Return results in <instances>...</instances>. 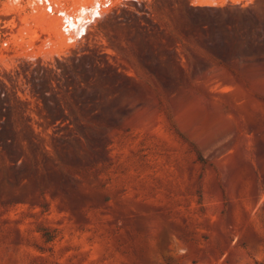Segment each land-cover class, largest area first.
Returning a JSON list of instances; mask_svg holds the SVG:
<instances>
[{"label":"rangeland","instance_id":"374dc122","mask_svg":"<svg viewBox=\"0 0 264 264\" xmlns=\"http://www.w3.org/2000/svg\"><path fill=\"white\" fill-rule=\"evenodd\" d=\"M2 97L0 264H264V0H0Z\"/></svg>","mask_w":264,"mask_h":264},{"label":"trees","instance_id":"16d2710c","mask_svg":"<svg viewBox=\"0 0 264 264\" xmlns=\"http://www.w3.org/2000/svg\"><path fill=\"white\" fill-rule=\"evenodd\" d=\"M77 69H78V65L76 64H73L68 67V65L63 66L58 63V67H56L54 70H50V72L53 73L58 80L64 79V85H63L64 92L63 93L70 95V98H74L73 100L77 99L81 103L82 112L84 111V119H82L84 120V124L81 127V129L82 130L89 129L90 127H93V129H95L96 127L93 126L92 121H88L85 119L86 116L88 115H91L92 119L97 118L95 109L92 106H90V105H93L96 100L97 93L95 92V82L99 81V79L103 80V76L105 77V79H108L111 77V75L103 73V75L101 74L99 75V77H95V74L90 75L89 71L87 72V66H82V65L79 71H77ZM41 71H42L41 69H37L34 72V76H33L34 81H36V83L40 85V87H37L36 94H39L42 99H45V100L51 99L55 102L54 106L50 108L51 116H55V117L61 116L63 118H66L67 116L65 115V111L61 107L60 100H59V94H61V90L55 91L51 88L43 87L42 82H43V77L45 75V72L43 73V71L42 72ZM115 77L116 75L112 76L111 78L112 81L115 80ZM75 79L77 80L76 83L74 81ZM65 82L67 83L66 85H65ZM50 89H51L50 91L51 94L48 97H46V92L47 90H50ZM75 89H79L80 91L79 94L75 93ZM89 90H91V92H89ZM3 97L0 99L2 100ZM66 106L71 116L78 115V112L73 110L70 104ZM81 116L83 115L81 114ZM69 138L70 140H73V141L81 140V137L76 136V135H70L67 138V140H69ZM83 138H85V140H89V136L84 135ZM0 140L2 142H5V131L3 127L2 129H0ZM51 240L52 238L48 239V241H51Z\"/></svg>","mask_w":264,"mask_h":264},{"label":"crops","instance_id":"0c3cea01","mask_svg":"<svg viewBox=\"0 0 264 264\" xmlns=\"http://www.w3.org/2000/svg\"><path fill=\"white\" fill-rule=\"evenodd\" d=\"M237 1H251V0H221V2H225V3H232Z\"/></svg>","mask_w":264,"mask_h":264}]
</instances>
